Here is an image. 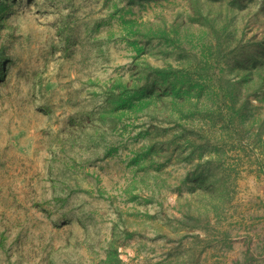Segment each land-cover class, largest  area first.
Listing matches in <instances>:
<instances>
[{
    "label": "rangeland",
    "instance_id": "374dc122",
    "mask_svg": "<svg viewBox=\"0 0 264 264\" xmlns=\"http://www.w3.org/2000/svg\"><path fill=\"white\" fill-rule=\"evenodd\" d=\"M191 4L0 0V264H264V11Z\"/></svg>",
    "mask_w": 264,
    "mask_h": 264
},
{
    "label": "trees",
    "instance_id": "16d2710c",
    "mask_svg": "<svg viewBox=\"0 0 264 264\" xmlns=\"http://www.w3.org/2000/svg\"><path fill=\"white\" fill-rule=\"evenodd\" d=\"M208 2H210V3H208ZM243 2H244V0H222V2L220 1L221 9L218 11L217 16H215L214 21H213L212 19L209 20L208 16H210L211 14L212 15L216 14L215 10L210 6V5H212V3H216V0H192L191 5L193 8V14H197V15L201 16L209 24L212 23L211 25L213 28H217L215 24L218 23L219 15L223 16V18H222V21H224L223 32H226V33L219 32L221 35H218V39L220 40V46H219L220 51L218 53H216V55L218 56V59L223 60L224 57H228V55L232 54V52L236 53V51H238L239 49H242V48L247 46V45H241V40L237 39L235 37L236 33H235V29L233 27V24H234L233 21L236 18H238V16L240 17V15L242 13L247 14V16L250 19L251 18L255 19L257 17V15L260 14V12L264 11V0H251L249 4H243ZM205 4H206V6H208V8L211 7L210 11H208L209 13L207 15L203 13V7L205 6ZM240 10H243V11H240ZM242 18H245V17H242ZM148 32H150V31L148 30ZM229 32L231 33L232 36H230ZM227 33H229V34L227 35ZM145 34H147V33H144L143 31L138 32V35H143L144 37H147V35H145ZM148 34L151 35V33H148ZM151 36L148 39H150ZM221 36H223L222 39L220 38ZM229 36L231 38H229ZM232 37H234V39ZM240 47H242V48H240ZM229 48H232V49L229 50ZM236 58H238L241 63L245 62L243 64L244 68H248V70H250V72H252L251 73L252 76L250 77L251 82H250V84H248L249 86L244 91L245 96L243 97V99L238 100L239 103L237 102L238 97L237 98L231 97L230 88L228 89L226 86H224L225 84H221V89L219 90V94H220V98H222V100L226 99L225 101H223L222 105L225 107L227 106L228 107L227 110L230 109L231 110L230 113L232 112V115L229 117L230 122L234 120V111L235 110L233 108H235L237 106V104H240L241 107L245 106V108H247L248 105L250 104V100H249L250 95H254L260 91H263V89H264V61L262 63L259 62V63H261L259 66L258 65L253 66V69L251 70V68L247 66V64H246L247 61L244 59L243 54L237 53ZM204 68L206 70L205 72H207L208 75L211 74V72H212L211 70L215 69L212 66H204ZM197 72H198V74L200 73V75H201L203 70H199ZM204 75H206V73H204ZM4 78H5L4 60H3L2 55L0 54V81H2ZM218 79L221 82L226 80L223 76L219 77ZM226 82H227V80H226ZM227 83L232 86V83L230 81ZM241 90H242V88H238L239 92H241ZM228 102H230L231 105L230 104L226 105V104H228ZM241 103H243V104H241ZM236 110H238V109H236ZM102 118H103V116H102ZM1 244H3V238H2Z\"/></svg>",
    "mask_w": 264,
    "mask_h": 264
}]
</instances>
